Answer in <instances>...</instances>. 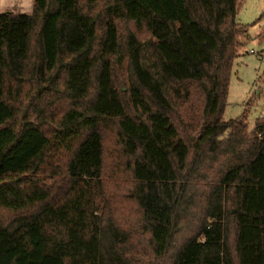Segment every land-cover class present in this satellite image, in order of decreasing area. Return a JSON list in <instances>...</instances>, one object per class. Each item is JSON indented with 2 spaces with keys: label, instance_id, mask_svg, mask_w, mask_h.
<instances>
[{
  "label": "trees",
  "instance_id": "trees-1",
  "mask_svg": "<svg viewBox=\"0 0 264 264\" xmlns=\"http://www.w3.org/2000/svg\"><path fill=\"white\" fill-rule=\"evenodd\" d=\"M243 3L0 13V264H264V116L224 119Z\"/></svg>",
  "mask_w": 264,
  "mask_h": 264
},
{
  "label": "rangeland",
  "instance_id": "rangeland-1",
  "mask_svg": "<svg viewBox=\"0 0 264 264\" xmlns=\"http://www.w3.org/2000/svg\"><path fill=\"white\" fill-rule=\"evenodd\" d=\"M34 0H0V13L30 15ZM264 0H244L238 14L248 26L247 39L235 62L224 119L246 116L249 128L264 116ZM126 90V87H123Z\"/></svg>",
  "mask_w": 264,
  "mask_h": 264
}]
</instances>
